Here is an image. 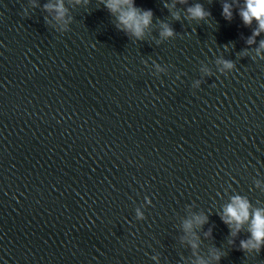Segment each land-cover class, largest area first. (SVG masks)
I'll return each instance as SVG.
<instances>
[{
    "label": "water",
    "instance_id": "obj_1",
    "mask_svg": "<svg viewBox=\"0 0 264 264\" xmlns=\"http://www.w3.org/2000/svg\"><path fill=\"white\" fill-rule=\"evenodd\" d=\"M107 2L0 0V264H264L221 220L264 214V31L133 0L137 38Z\"/></svg>",
    "mask_w": 264,
    "mask_h": 264
},
{
    "label": "clouds",
    "instance_id": "obj_2",
    "mask_svg": "<svg viewBox=\"0 0 264 264\" xmlns=\"http://www.w3.org/2000/svg\"><path fill=\"white\" fill-rule=\"evenodd\" d=\"M106 7L112 13H119L118 27L122 25L120 29L127 35L129 32L135 35L137 38H141L144 35V30L152 22L153 12L151 9H140L135 6L133 0H108ZM167 7V5H165ZM59 15L63 16L64 10L62 5H58ZM231 6L227 3H222V16L225 20L231 21L233 18ZM189 17L186 19L202 21L205 18L211 16V12L205 10L202 3H195L187 8ZM239 16L242 18L243 23L248 26L252 24L253 19L258 23V27L253 29L252 36L248 38L246 43H251L254 38L264 31V0H244V4L238 10ZM175 31L169 27L167 23L164 24L163 30L160 32V36L173 37ZM227 45H225L226 47ZM261 48H264V41H261ZM259 52V49L257 50ZM224 66L226 68H234L235 63L233 60H225ZM222 74V73H221ZM224 215L221 216V220L229 228L230 235H236L242 229V225L245 222H249L248 233L250 235L239 241V250L247 252H260L264 247V214H261V210H257L255 213L249 212V204L247 201H243L239 198H234L233 203L229 204L224 210ZM251 216V219H250ZM207 217L195 218L197 224L206 222ZM233 224L235 229H233ZM192 221L185 223V228H191ZM230 243H235L231 241ZM196 245L193 244V247ZM221 253L217 250L216 259L219 261Z\"/></svg>",
    "mask_w": 264,
    "mask_h": 264
}]
</instances>
